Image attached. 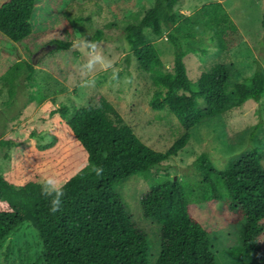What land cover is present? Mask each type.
<instances>
[{
	"label": "trees",
	"instance_id": "16d2710c",
	"mask_svg": "<svg viewBox=\"0 0 264 264\" xmlns=\"http://www.w3.org/2000/svg\"><path fill=\"white\" fill-rule=\"evenodd\" d=\"M178 1L154 0L136 24L124 28L123 39L155 88L149 106L170 111L185 132L166 152H157L137 137L99 92L72 117L67 105H44L53 125L38 131V145L27 149L12 170L0 172V245L27 222L41 242L43 264H147L148 242L116 193V185L134 174L149 179L152 170H167L166 160L187 146L193 127L226 112L232 102H259L264 95L260 65L249 84L232 86V94L231 71L225 64H215L200 74L195 87L191 85L184 57L205 53L203 39L227 54L240 41V33L221 2L204 4L185 16L174 9ZM36 5V0L0 4V43L20 44L28 54L36 52L35 43L50 44L54 47L47 55L76 56L69 24L34 31L30 19ZM72 20L84 22L81 16ZM261 25L264 31V13ZM162 36L173 49L169 67L155 44ZM106 38L101 29L91 36L96 42ZM24 71L29 80L34 71L29 61H17L2 52L0 84L7 96L13 94L15 79ZM17 143L1 139L0 147ZM243 151L229 157L223 168H216L210 155L202 152L180 179L152 184L140 198L143 216L160 226L155 264H216L211 231L239 222L241 242L229 253L244 259L236 264H264V153L258 146ZM89 164L102 167L103 174H90ZM50 175L62 181L65 192L62 209L54 215L49 212V200L41 195L40 181Z\"/></svg>",
	"mask_w": 264,
	"mask_h": 264
},
{
	"label": "rangeland",
	"instance_id": "374dc122",
	"mask_svg": "<svg viewBox=\"0 0 264 264\" xmlns=\"http://www.w3.org/2000/svg\"><path fill=\"white\" fill-rule=\"evenodd\" d=\"M3 1L0 0V4ZM36 1L35 14L30 19L35 32L69 24L73 45L82 38L92 40L93 32L101 29L107 40L98 43L103 54L113 61L115 78L112 69H97L92 73L82 74L81 65L86 62V58L74 47L78 54L66 59L62 53L47 55L54 47L50 44L39 47L35 43L36 52L28 54L20 44L0 43V55L6 52L17 61H29L34 67L29 80L25 78V71L15 79L12 95L7 96L6 88L0 84V140L11 139L18 142L10 148L0 147V172L12 170L14 163L27 149L38 145V131H46L53 125L44 105L52 104L51 102L55 107L67 105L68 117H72L76 110L86 106L89 99L98 92L115 106L124 122L132 127L146 146L157 152H166L185 131L167 109H151L149 101L155 88L148 74L139 68L129 53L123 39L124 28L129 24H136L154 0ZM210 2H221L224 5L237 24L240 41L226 54L209 39L201 40L205 53H190L184 57L186 73L191 85L195 87L201 73L209 71L215 64H225L231 71L232 94L234 84H249L257 65H260L264 74V31L261 25L264 0H179L174 9L189 16ZM78 16L84 20L83 24L70 22ZM47 19L49 24H44ZM155 44L164 64L171 66L172 46L163 36ZM85 80L94 83L82 87ZM230 105L226 112L205 119L189 131L187 146L177 156L166 160L165 165L169 167L167 170H152L149 179L134 174L116 185V193L148 242L147 264H155L160 254V226L155 220L143 216L140 205V198L150 190L152 184L170 178L180 179L202 152L210 155L216 168H223L229 157L236 158L243 150L255 146L264 153V95L259 102L248 99L243 103L232 102ZM255 125L259 126L254 129ZM30 134L34 136L31 137ZM48 140L49 137L45 141ZM262 165L264 167V158ZM42 180L43 178L41 183ZM241 226L242 223L239 222L218 226L211 231L210 240L216 264L244 261L229 253L232 247L241 242ZM42 257L41 242L27 222L20 224L0 245V264H43Z\"/></svg>",
	"mask_w": 264,
	"mask_h": 264
},
{
	"label": "clouds",
	"instance_id": "9594fccd",
	"mask_svg": "<svg viewBox=\"0 0 264 264\" xmlns=\"http://www.w3.org/2000/svg\"><path fill=\"white\" fill-rule=\"evenodd\" d=\"M73 47L80 50L86 58V62L81 65L82 74H89L97 69L108 71L112 69L113 78H115L116 69L113 67V61L103 54V50L98 42L82 38L77 40ZM94 81L85 80L82 87L91 86ZM90 174L101 176L104 169L95 164H89ZM175 179V178H174ZM41 195L49 200V212L56 214L62 209L63 198L65 197L64 185L55 176H47L43 178L41 183Z\"/></svg>",
	"mask_w": 264,
	"mask_h": 264
}]
</instances>
